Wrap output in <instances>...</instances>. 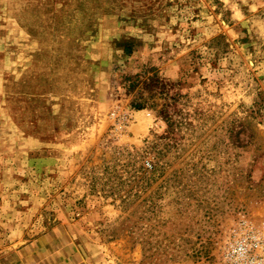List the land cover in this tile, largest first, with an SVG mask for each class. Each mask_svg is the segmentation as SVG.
Returning a JSON list of instances; mask_svg holds the SVG:
<instances>
[{"label":"rangeland","instance_id":"rangeland-1","mask_svg":"<svg viewBox=\"0 0 264 264\" xmlns=\"http://www.w3.org/2000/svg\"><path fill=\"white\" fill-rule=\"evenodd\" d=\"M0 227L85 264L251 233L264 264V0H0Z\"/></svg>","mask_w":264,"mask_h":264},{"label":"crops","instance_id":"crops-1","mask_svg":"<svg viewBox=\"0 0 264 264\" xmlns=\"http://www.w3.org/2000/svg\"><path fill=\"white\" fill-rule=\"evenodd\" d=\"M0 230V264H85L71 252L52 248L49 238L9 236Z\"/></svg>","mask_w":264,"mask_h":264},{"label":"built area","instance_id":"built-area-1","mask_svg":"<svg viewBox=\"0 0 264 264\" xmlns=\"http://www.w3.org/2000/svg\"><path fill=\"white\" fill-rule=\"evenodd\" d=\"M254 246H259L256 236L251 233L240 235L229 247L227 257L232 264H260L259 256L253 254Z\"/></svg>","mask_w":264,"mask_h":264}]
</instances>
